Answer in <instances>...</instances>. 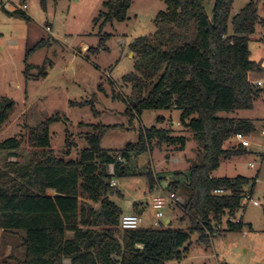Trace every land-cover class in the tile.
Instances as JSON below:
<instances>
[{"label":"trees","instance_id":"obj_1","mask_svg":"<svg viewBox=\"0 0 264 264\" xmlns=\"http://www.w3.org/2000/svg\"><path fill=\"white\" fill-rule=\"evenodd\" d=\"M163 1L166 10L156 20L170 28L167 40L154 43L138 37L128 46L138 57V67L136 74L125 78L136 94L127 111L139 117L144 110H179L180 123L203 148L202 163L190 167L183 185L186 199L181 206L190 227H173L170 221L121 230L124 213L109 198L114 193L121 196L111 186L112 177L124 174L125 162L132 155L150 149L154 138L182 149L183 137L145 129L137 144L110 153L101 148V140L111 127L98 124L90 126L82 138L87 147L77 152L75 160H65L75 144L68 137L64 147L51 146L49 126L59 120L55 116L35 127L25 126L23 138L0 142V152L8 159L18 157L24 142L28 147L26 163L7 160L0 165V231L4 239L20 236L24 259L18 264H165L180 260L194 232L200 241H208L213 225L224 216L234 217L244 196L252 192L254 182L248 178H215L211 173L221 160L246 153L243 146L223 148L227 140L254 131L250 121L218 114L251 109L264 89L248 80L250 71L261 70V63L250 60L248 42L257 25L264 39V0L249 1L232 18L233 0H213L211 17L205 11V0ZM46 2L39 0L42 9ZM260 2L263 17L258 14ZM130 5L131 0H108L94 21H101V26L123 22ZM189 30L190 40L183 37ZM42 47L43 41L31 51ZM13 114L14 106L0 98V129ZM110 165L113 174H109ZM48 190L54 194L48 195ZM227 224L229 230L242 229L241 221Z\"/></svg>","mask_w":264,"mask_h":264},{"label":"rangeland","instance_id":"obj_2","mask_svg":"<svg viewBox=\"0 0 264 264\" xmlns=\"http://www.w3.org/2000/svg\"><path fill=\"white\" fill-rule=\"evenodd\" d=\"M106 1L47 0L42 9L39 0H0V98L10 100L8 106H14L13 116L0 129V142L10 137L23 138L25 126L35 127L55 116L59 120L49 126L51 146L64 147L68 137L75 144L65 160H75L77 152L87 147L82 138L91 131L90 126L98 124L111 127L101 140V148L110 153L137 144L145 129L156 128L170 136L183 137L182 149L152 139L150 149L125 162L123 175L112 177L121 196L114 193L110 200L124 214L138 215L128 209V202L142 209L143 214L138 215L140 226L147 228L155 221L153 198L173 193L184 202L183 185L190 167L202 163L203 148L180 123L179 110H144L139 117L127 111L136 94L133 84L125 78L136 74L138 67V57L128 46L138 37H147L154 43L167 40L170 28L156 20L166 10V4L163 0H131L125 21L101 26V21L94 20ZM249 1L233 0L230 18ZM6 3L24 4L26 10L9 12ZM212 6L213 0L204 1L209 17ZM258 14L263 17L261 2ZM228 30L232 33L230 24ZM191 36L192 30L183 34L188 40ZM41 41L44 47L31 51ZM248 49L250 60L263 63L264 39L259 25L249 37ZM257 79L264 81V69L248 73L250 82ZM218 116L250 121L254 131L242 135L246 146L234 137L224 143L223 148L243 146L246 153L221 160L211 176L250 179L254 184L249 196L258 205L243 201L234 217L224 216L213 225L208 241H200L194 232L182 258L165 264H264V89L254 98L251 109L221 112ZM27 148L24 142L17 158L8 159L5 152H0V165L7 160L26 163ZM47 194L54 193L48 190ZM162 212L159 223L169 220L178 228L191 225L181 205L167 203ZM228 221H241L242 229L229 230ZM20 245V236L4 239L0 233V264L23 261L24 249Z\"/></svg>","mask_w":264,"mask_h":264},{"label":"built area","instance_id":"obj_3","mask_svg":"<svg viewBox=\"0 0 264 264\" xmlns=\"http://www.w3.org/2000/svg\"><path fill=\"white\" fill-rule=\"evenodd\" d=\"M26 10V6L24 4L12 5L10 7L11 12H24ZM46 31H50L49 27H46ZM261 68L264 69V61L261 63ZM254 86L258 88H264V81L261 79H257L254 82H251ZM234 138L240 142L242 145L246 146L248 143L243 140L242 134H236ZM109 174H113V166H109ZM111 186H115V182H111ZM218 192H221L220 190ZM245 202H252L254 206L258 205L257 201H253L249 194H246L243 198ZM130 203V202H128ZM168 204L171 205H182L183 201L177 199L173 193H170L168 197H155L151 200V207L155 211V221L153 223L154 226L158 225L159 220L163 217L162 210ZM128 207H131V203L128 204ZM141 227L140 226V218L135 214H123L120 219V229L121 230H134Z\"/></svg>","mask_w":264,"mask_h":264},{"label":"crops","instance_id":"obj_4","mask_svg":"<svg viewBox=\"0 0 264 264\" xmlns=\"http://www.w3.org/2000/svg\"><path fill=\"white\" fill-rule=\"evenodd\" d=\"M12 5L11 4H9V3H6L5 4V9L7 10V11H9V12H11L10 11V7H11ZM86 46H84L83 48H82V50L85 48ZM51 191V190H50ZM54 193V192H53ZM128 204H130V203H128ZM128 209H131V210H135V211H137V214L138 215H141V214H143V210L142 209H140L139 207H137L136 209H134V206L133 205H131V207H129ZM127 214V213H126ZM131 214V213H130ZM170 221L168 220V221H166V223H169ZM0 233H2L1 231H0Z\"/></svg>","mask_w":264,"mask_h":264},{"label":"water","instance_id":"obj_5","mask_svg":"<svg viewBox=\"0 0 264 264\" xmlns=\"http://www.w3.org/2000/svg\"><path fill=\"white\" fill-rule=\"evenodd\" d=\"M132 54V53H131ZM10 103V100H6V104L8 105ZM168 224V223H167Z\"/></svg>","mask_w":264,"mask_h":264}]
</instances>
